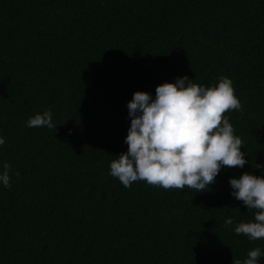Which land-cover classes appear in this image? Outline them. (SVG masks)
<instances>
[{"label": "trees", "instance_id": "trees-1", "mask_svg": "<svg viewBox=\"0 0 264 264\" xmlns=\"http://www.w3.org/2000/svg\"><path fill=\"white\" fill-rule=\"evenodd\" d=\"M184 76L232 80L241 107L224 115L249 162L201 192L125 187L110 163L128 150V101ZM46 109L57 128L27 126ZM0 136V264H234L264 251L235 233L256 210L229 183L264 175V0H0Z\"/></svg>", "mask_w": 264, "mask_h": 264}, {"label": "clouds", "instance_id": "clouds-1", "mask_svg": "<svg viewBox=\"0 0 264 264\" xmlns=\"http://www.w3.org/2000/svg\"><path fill=\"white\" fill-rule=\"evenodd\" d=\"M232 80L220 76L210 86L192 82L187 76L164 82L148 91H135L128 101L130 127L127 130L126 152L116 155L110 163V175L125 187L145 180L164 189H209L224 166L243 168L249 161L241 151L242 139L235 134L228 110H238ZM28 127L57 128L51 109L37 112L26 122ZM5 139L0 136V146ZM264 169V164H255ZM11 165L4 162L0 185L10 187ZM18 175V173H17ZM231 195L248 209H255L254 220L238 223L234 231L252 241L264 239V175L243 172L239 178L229 177ZM224 224L231 226L233 218ZM264 251L255 247L247 257L234 264H261Z\"/></svg>", "mask_w": 264, "mask_h": 264}]
</instances>
